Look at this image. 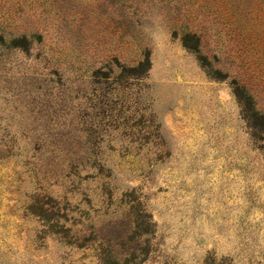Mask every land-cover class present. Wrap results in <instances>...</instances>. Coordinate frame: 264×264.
<instances>
[{
    "label": "rangeland",
    "instance_id": "374dc122",
    "mask_svg": "<svg viewBox=\"0 0 264 264\" xmlns=\"http://www.w3.org/2000/svg\"><path fill=\"white\" fill-rule=\"evenodd\" d=\"M115 258L264 264V0H0V264Z\"/></svg>",
    "mask_w": 264,
    "mask_h": 264
},
{
    "label": "trees",
    "instance_id": "16d2710c",
    "mask_svg": "<svg viewBox=\"0 0 264 264\" xmlns=\"http://www.w3.org/2000/svg\"><path fill=\"white\" fill-rule=\"evenodd\" d=\"M193 35L195 36L197 43H199L200 37L197 36L196 34H193ZM189 36H190L189 33H187V34L184 36V42H185L186 46H188V47H192V46H189V44H188V41H189L188 38H189ZM236 94L238 95V97H241V90H240V87H239V88H236ZM107 264H127V263H125V262H120L119 260H116V258H115V259H113L111 262H109V263H107ZM204 264H224V263H222V262H218V261H215V260H212V261H208V262H206V263H204Z\"/></svg>",
    "mask_w": 264,
    "mask_h": 264
}]
</instances>
